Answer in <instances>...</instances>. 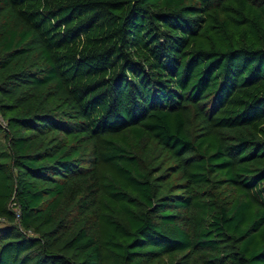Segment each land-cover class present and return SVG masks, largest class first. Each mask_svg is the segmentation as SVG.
I'll list each match as a JSON object with an SVG mask.
<instances>
[{"label":"trees","instance_id":"1","mask_svg":"<svg viewBox=\"0 0 264 264\" xmlns=\"http://www.w3.org/2000/svg\"><path fill=\"white\" fill-rule=\"evenodd\" d=\"M0 264H264V0H0Z\"/></svg>","mask_w":264,"mask_h":264},{"label":"rangeland","instance_id":"2","mask_svg":"<svg viewBox=\"0 0 264 264\" xmlns=\"http://www.w3.org/2000/svg\"><path fill=\"white\" fill-rule=\"evenodd\" d=\"M0 150L4 151L5 150V145L3 141V135H0Z\"/></svg>","mask_w":264,"mask_h":264}]
</instances>
